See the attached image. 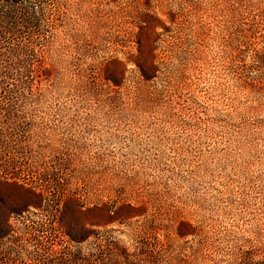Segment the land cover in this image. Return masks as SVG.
I'll return each mask as SVG.
<instances>
[{"label":"rangeland","instance_id":"rangeland-1","mask_svg":"<svg viewBox=\"0 0 264 264\" xmlns=\"http://www.w3.org/2000/svg\"><path fill=\"white\" fill-rule=\"evenodd\" d=\"M0 264H264V0H0Z\"/></svg>","mask_w":264,"mask_h":264},{"label":"trees","instance_id":"trees-1","mask_svg":"<svg viewBox=\"0 0 264 264\" xmlns=\"http://www.w3.org/2000/svg\"><path fill=\"white\" fill-rule=\"evenodd\" d=\"M11 1H13V0H11ZM143 72H144V71H143ZM143 75H144L145 77H148V75H147L145 72L143 73Z\"/></svg>","mask_w":264,"mask_h":264}]
</instances>
